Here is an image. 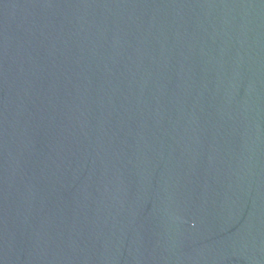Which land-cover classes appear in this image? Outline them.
Here are the masks:
<instances>
[{"label": "water", "instance_id": "1", "mask_svg": "<svg viewBox=\"0 0 264 264\" xmlns=\"http://www.w3.org/2000/svg\"><path fill=\"white\" fill-rule=\"evenodd\" d=\"M0 264H264V0H0Z\"/></svg>", "mask_w": 264, "mask_h": 264}]
</instances>
